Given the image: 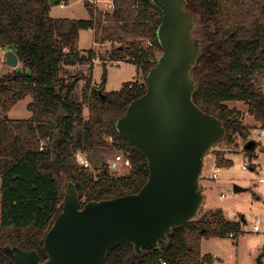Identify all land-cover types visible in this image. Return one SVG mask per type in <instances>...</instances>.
<instances>
[{"label":"trees","instance_id":"trees-1","mask_svg":"<svg viewBox=\"0 0 264 264\" xmlns=\"http://www.w3.org/2000/svg\"><path fill=\"white\" fill-rule=\"evenodd\" d=\"M50 2L0 0V48L13 50L20 60L14 73L0 77V247L36 250L41 261L47 259L44 241L62 211L68 183L75 185L82 206L135 194L146 184L148 161L120 134L117 122L145 94L147 76L162 55L158 31L163 12L153 0H112V13L87 2L89 20L53 18ZM184 2L195 22L194 35L203 41L192 70L194 102L222 121L227 142L242 138L247 145L254 140L245 113L264 129V0ZM83 30H93L95 42L105 50L80 51ZM96 60L104 66L130 62L143 82L108 93L106 74L101 86L93 83ZM83 66H88L87 76L72 73ZM26 97L32 98V116L9 119L8 113ZM233 102L246 104L247 111L232 109ZM114 149L130 161L125 176L112 175L104 156L97 175L77 160L79 153ZM240 230V223L228 221L217 209L173 229L157 248L139 254L126 242L110 250L104 264H204L211 257L202 255L203 238L237 237ZM0 264L13 262L0 252Z\"/></svg>","mask_w":264,"mask_h":264},{"label":"water","instance_id":"water-1","mask_svg":"<svg viewBox=\"0 0 264 264\" xmlns=\"http://www.w3.org/2000/svg\"><path fill=\"white\" fill-rule=\"evenodd\" d=\"M153 1L163 12L158 31L162 55L147 76L145 94L117 122L120 134L148 161L146 184L135 194L82 206L75 185L68 183L62 211L44 241L47 259L41 261L36 250L0 247L13 264H104L110 250L126 242L139 254L157 248L173 229L200 216L206 157L225 139L226 129L193 99L192 70L203 41L194 35L195 22L184 0ZM64 2L51 0L50 5ZM5 58L10 68L19 67L13 50ZM255 146L251 141L245 149ZM245 190L235 186L236 193ZM263 257L256 264H263Z\"/></svg>","mask_w":264,"mask_h":264},{"label":"rangeland","instance_id":"rangeland-1","mask_svg":"<svg viewBox=\"0 0 264 264\" xmlns=\"http://www.w3.org/2000/svg\"><path fill=\"white\" fill-rule=\"evenodd\" d=\"M87 2L89 1L68 0V4H64V7H61L60 4L53 7L52 17L89 20L90 13L86 7ZM93 43V32L83 30L80 41L81 48L89 50ZM5 52L6 50L0 48V77L17 70V68L13 69L6 65ZM96 61L92 71L93 83L96 86H101L106 74L105 91L108 93L121 90L129 82H143L142 76L140 74L138 76L137 67L130 62H108L104 66L100 60ZM71 71L76 76H87L89 73L88 66L72 68ZM84 85L85 79L79 83V90ZM30 102H32L31 97L19 101L8 113L9 119H29L32 116L28 110ZM229 105L232 109L247 111V106L244 103L233 102ZM0 116H4L1 108ZM85 118H88L87 107H85ZM244 122L253 126L250 139L257 143L253 152L246 151V141L242 138H238L234 143H229L225 139L212 149L206 157V165L201 179L206 188V202L200 213V218L210 212H207V209H213L211 211L221 209L228 221L240 223L241 230L235 238L229 236L226 238H203L201 241L202 255L211 257V261L204 264H256L258 257L264 253V137L259 138L260 126L247 113L244 115ZM109 141L112 142V139ZM218 154H223L220 157L222 160L218 158ZM102 156L107 163H110L117 156L125 158L122 151L114 149L107 154L79 153L77 160L81 165L89 166L90 171L97 175L102 165ZM216 166L221 168L219 179L209 181ZM244 166L247 167V171L243 170ZM252 169L254 170L252 171ZM129 171L130 166L122 164L119 170L112 172V175L121 177L127 175ZM235 186L244 188L246 191L236 193ZM221 194H225L224 199L220 198ZM256 226H259V231H255Z\"/></svg>","mask_w":264,"mask_h":264},{"label":"built area","instance_id":"built-area-1","mask_svg":"<svg viewBox=\"0 0 264 264\" xmlns=\"http://www.w3.org/2000/svg\"><path fill=\"white\" fill-rule=\"evenodd\" d=\"M112 5H113V2H112ZM147 44H148V46L149 47H152L153 46V43L151 42V41H148L147 42ZM132 87V86H131ZM258 136H259V138H261L262 136L264 137V129L263 128H260L259 129V133H258ZM109 164V169H110V171H112V172H116L117 170H119L120 168H121V166H122V164H124V165H127V166H130L131 164H130V161L129 160H126L124 157H122V156H117V157H115L112 161H110V163H108ZM243 170L244 171H247V167H243ZM220 172H221V168L219 167V166H217L216 168H215V170H214V172L212 173V175L210 176V180L211 181H216V180H218L219 179V174H220ZM221 198H225V194H222L221 195ZM260 230V228H259V226H256L255 227V231H259ZM229 237L230 238H235L236 236H235V234L234 233H231L230 235H229ZM161 264H166V262H164V261H162L161 262Z\"/></svg>","mask_w":264,"mask_h":264},{"label":"crops","instance_id":"crops-1","mask_svg":"<svg viewBox=\"0 0 264 264\" xmlns=\"http://www.w3.org/2000/svg\"><path fill=\"white\" fill-rule=\"evenodd\" d=\"M87 1H89V2H91L92 4H94V6L96 7V8H98L100 11H103V12H105V13H112L113 12V10H114V6L112 5V0H94L93 2L91 1V0H87ZM57 6V5H56ZM60 6L61 7H64V4H60ZM55 7V6H54ZM52 14H53V7L51 8V16H52ZM53 18H56V19H59V16H53ZM64 19H76V18H68V17H66V18H64ZM90 31H92L93 32V35H94V31L93 30H90ZM82 32L83 31H81L80 32V35H79V40H78V49L80 50V51H85V49H82L81 48V46H80V41H81V36H82ZM105 47V45H100V44H97L96 42H95V35H94V43H93V46L91 47V48H94V49H97V50H103V48ZM100 48V49H99ZM97 62V61H96ZM138 76H139V73H138ZM217 167V166H216ZM254 169H252V171H253ZM209 181H211L210 179H209ZM202 188H203V190H204V193H205V196H206V188L203 186V184H202ZM208 189V188H207ZM246 191V190H245ZM222 195V194H221ZM220 198H221V196H220ZM221 199H223V198H221ZM206 202V201H205ZM211 207L212 208H214V206L213 205H211ZM210 208V207H209ZM211 210H213V209H207V212H211Z\"/></svg>","mask_w":264,"mask_h":264}]
</instances>
